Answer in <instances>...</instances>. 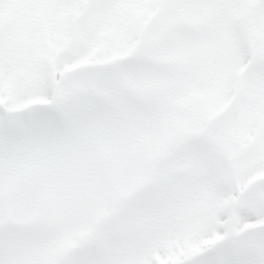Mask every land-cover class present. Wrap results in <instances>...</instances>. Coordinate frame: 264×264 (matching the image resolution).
Masks as SVG:
<instances>
[{"label": "snow or ice", "instance_id": "1", "mask_svg": "<svg viewBox=\"0 0 264 264\" xmlns=\"http://www.w3.org/2000/svg\"><path fill=\"white\" fill-rule=\"evenodd\" d=\"M0 264H264V0H0Z\"/></svg>", "mask_w": 264, "mask_h": 264}]
</instances>
